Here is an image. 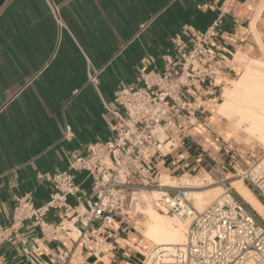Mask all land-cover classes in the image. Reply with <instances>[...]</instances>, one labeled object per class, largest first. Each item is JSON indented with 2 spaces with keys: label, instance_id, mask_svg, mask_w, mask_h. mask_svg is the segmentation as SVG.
<instances>
[{
  "label": "crops",
  "instance_id": "1",
  "mask_svg": "<svg viewBox=\"0 0 264 264\" xmlns=\"http://www.w3.org/2000/svg\"><path fill=\"white\" fill-rule=\"evenodd\" d=\"M262 1L6 0L0 8V226L9 224L17 197L28 195L38 207L47 203L58 173H72L79 194H91L92 178L69 163L89 142L106 141L115 131L116 120L104 103L115 107L123 86L140 84L142 68H178L193 32L218 18L223 33L212 45L209 63L218 69V83L206 80L201 89H188L196 115L178 113L176 129L158 133L167 145L148 166L153 180L162 174L231 177L235 155L212 107L224 91V79L241 70L234 54L252 42L254 21L258 31ZM94 74L97 83L90 80ZM67 125L72 135L64 137ZM228 128L235 133L229 122ZM76 204L68 195L67 205ZM61 217L64 210L45 219L57 224ZM137 223L130 211L115 215L103 252L78 246L76 263L140 264L144 245ZM21 235L26 245L19 240L1 245L0 264H64L59 254L75 247L66 231L50 239L29 221Z\"/></svg>",
  "mask_w": 264,
  "mask_h": 264
},
{
  "label": "built area",
  "instance_id": "2",
  "mask_svg": "<svg viewBox=\"0 0 264 264\" xmlns=\"http://www.w3.org/2000/svg\"><path fill=\"white\" fill-rule=\"evenodd\" d=\"M222 23L218 18L206 30L193 32L191 46L182 55L178 68H142L140 84L123 86L115 107L104 103L116 120L115 131L106 141L89 142L82 152L71 155L69 163L72 170L92 178L91 194H79L72 173L54 175L55 191L44 205L35 206L28 195L16 198L9 224L0 226V247L12 240L26 245L21 229L29 221L50 239H57L58 230L66 231L75 247L60 253L59 258L64 264H77L78 246L96 255L103 252L107 230L115 215L129 213L134 193L157 190L158 206L181 219H191L188 236L179 245L154 246L140 264H264V219L229 183L233 177L241 178L264 203V153L251 165L235 168L231 177L205 179L208 184H219L222 193L202 211L196 208L188 186L162 185L160 176L157 180L150 177L148 166L167 145L158 133L169 135L174 131L178 113L196 115L198 108L186 97L188 89H201L206 80L217 82L218 69L209 63L212 45L223 33ZM90 80L97 83V74ZM71 135L67 125L64 137ZM68 195L76 197L74 207L67 205ZM61 210L64 217L57 224L45 219L49 212ZM24 252L29 253V249L25 247Z\"/></svg>",
  "mask_w": 264,
  "mask_h": 264
},
{
  "label": "bare ground",
  "instance_id": "3",
  "mask_svg": "<svg viewBox=\"0 0 264 264\" xmlns=\"http://www.w3.org/2000/svg\"><path fill=\"white\" fill-rule=\"evenodd\" d=\"M261 7L262 5L260 9ZM252 28L255 36L258 37L255 21L252 24ZM262 49L264 52V47ZM240 51H237L234 56L235 61L238 60L244 63V72L239 78L234 80L231 87L225 88L223 101L218 107L217 113L233 123L240 139L249 141L254 137V139L256 138L264 144V68L262 67L264 60L256 58L246 59V56ZM206 175L208 174L202 175L204 179ZM199 178V176L187 174L180 177L162 174L159 180L162 185L177 186L181 183V185L192 188L190 191L192 198H194L195 206L199 211H202L207 201L217 198L220 186L210 187L205 190H193V188H196L193 182H197ZM233 185L244 199L264 217V203L256 197L248 186L241 179L234 180ZM159 197L160 193L157 190L151 191L150 194L144 191L133 195L132 204L134 206H132L135 209H140V199L147 201V207L143 209L147 216L143 236L151 242L152 246L179 245L187 239L188 226L191 219L187 218L184 220L177 216L169 215L165 208L158 206L157 200ZM153 201H156L155 204H152ZM158 207L160 210L157 209ZM143 253L145 254L146 251H143Z\"/></svg>",
  "mask_w": 264,
  "mask_h": 264
},
{
  "label": "rangeland",
  "instance_id": "4",
  "mask_svg": "<svg viewBox=\"0 0 264 264\" xmlns=\"http://www.w3.org/2000/svg\"><path fill=\"white\" fill-rule=\"evenodd\" d=\"M261 5H262V7L260 9V12H261V10L264 11V0L262 1ZM252 31H253V28H252ZM256 31H257V29H256ZM257 34H258V37H256L254 32H253V34H252V42L250 44H248L247 46H245V48L243 49V54L246 56V59L256 58V59L264 60V52H263V49H262L264 47V16L261 18L260 24L258 25ZM236 62L239 63L238 65L241 67V70L239 71V73H238V75L236 77H233V79H224L223 88H224V86H225V88L226 87H231L233 82H234V80L239 78L241 76V74L244 72V63L241 62V61H238V60H236ZM262 67L264 68V65ZM225 88H224V91H225ZM224 91L222 90V93H224ZM222 93H220V96H219L218 100L215 103H213L214 104L213 107H212L213 108V115L217 119V123L220 124V127L224 128V130H227V132L224 134L225 135V139L227 141L226 144L229 147V149H232V151L234 152V155H235V163H234V165L236 164V168L238 170H240L241 168H245V167L251 165L257 158H259L261 155H263V153H264V146L263 145L264 144L261 143L256 138L254 139V137L251 138V140H249V141H247L246 139H240L238 137V135H237V130L235 129V127H234L232 122L228 121L223 115H221V116L224 117V118L216 116V113L218 112V107L220 106V104L223 101ZM218 115H220V114H218ZM228 122L232 124V127H234L235 133L229 132V130H228L229 129L228 128ZM230 170L233 172V169H231V167H230ZM204 174H207V173H202V174L198 175L200 177L199 180L197 182H193V184L196 186V188H193V190H205V189L210 188V187L219 186V184H208L206 181H204L205 179H208L209 181H211V179L209 178L208 175H206L205 179H204L203 176H202ZM236 179H241V178H239V177H233L232 178V180H236ZM243 183L246 184L244 181H243ZM177 184H179V183H177ZM179 185H181V183ZM198 186H200V187H198ZM190 190H192V188H190ZM145 193H147V191H145ZM148 193L150 194V192H148ZM221 193H222V189L220 187L219 194L216 197L218 198ZM191 196H192V194H191ZM217 198H214V199H212L210 201H207L204 206L212 203ZM155 202L156 201H153L152 204H155ZM133 206L130 209V212L137 219V222H138L137 223V227L139 228V231L141 233V234H139V237H140L141 242L144 245V247L142 249H143V251L147 252L151 248L154 247V246L151 245V242L149 240H147V238H145L143 236V231L145 230V223L147 221V216L143 212V209H146L147 201L143 200V199L139 200L140 209H135V207H133ZM157 209L160 210L159 207ZM168 214L172 215L170 213H168ZM183 222H186V221H183Z\"/></svg>",
  "mask_w": 264,
  "mask_h": 264
},
{
  "label": "water",
  "instance_id": "5",
  "mask_svg": "<svg viewBox=\"0 0 264 264\" xmlns=\"http://www.w3.org/2000/svg\"><path fill=\"white\" fill-rule=\"evenodd\" d=\"M6 2V0H0V8L2 7V5Z\"/></svg>",
  "mask_w": 264,
  "mask_h": 264
}]
</instances>
